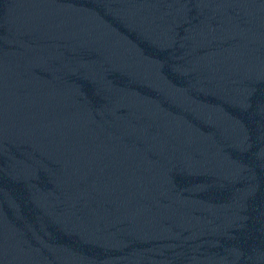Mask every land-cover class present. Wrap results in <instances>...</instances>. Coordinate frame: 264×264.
Returning a JSON list of instances; mask_svg holds the SVG:
<instances>
[{"label": "water", "instance_id": "water-1", "mask_svg": "<svg viewBox=\"0 0 264 264\" xmlns=\"http://www.w3.org/2000/svg\"><path fill=\"white\" fill-rule=\"evenodd\" d=\"M0 264H264V0H0Z\"/></svg>", "mask_w": 264, "mask_h": 264}]
</instances>
